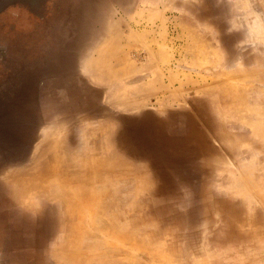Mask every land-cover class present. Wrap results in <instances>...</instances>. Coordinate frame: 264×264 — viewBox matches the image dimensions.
<instances>
[{"label": "rangeland", "instance_id": "374dc122", "mask_svg": "<svg viewBox=\"0 0 264 264\" xmlns=\"http://www.w3.org/2000/svg\"><path fill=\"white\" fill-rule=\"evenodd\" d=\"M0 264H264V0H0Z\"/></svg>", "mask_w": 264, "mask_h": 264}, {"label": "crops", "instance_id": "0c3cea01", "mask_svg": "<svg viewBox=\"0 0 264 264\" xmlns=\"http://www.w3.org/2000/svg\"><path fill=\"white\" fill-rule=\"evenodd\" d=\"M92 158H93V159H91L92 164L100 165L103 163L101 158H98V157H96V159L94 157H92ZM39 171L41 172V169H39ZM55 171H57V168ZM59 173L61 174V172H58V174ZM98 174H102L103 176H109V178L106 177V179L98 180L99 181V182L97 181L98 183L115 181L116 179L126 177V176H118L119 174L116 171H110V172H104V173L98 172ZM63 175H64V173H63ZM63 175L62 176L59 175L58 179L63 180L64 182H68L67 176L66 175L63 176ZM65 187H66V185H65ZM45 189L46 188H44V190ZM74 190H75L74 188L69 187L68 192H64L65 195L67 197H69L68 203H69L70 207H72L70 211L72 213L76 214V219L71 224L72 237L70 238V244H72V245L75 244L78 246V249L82 250L81 248H84L83 247V245H84L83 235H81V238H80L77 236L75 231H77V229H85L86 226L88 225V222L92 221V215L91 214L93 212V206H94L93 200H92L93 197H92V192L90 190V187H86L85 184H82V186L79 189V192H76ZM34 191L41 192L40 184H39V186L35 187ZM88 213H90V214H88ZM79 219H81V221ZM86 220H88V221H86ZM73 235L75 237H73ZM113 242H114V244L117 243V242H115V240L112 241V243ZM78 249H72L68 253V257H70V258H68L69 260L78 258L80 255H84V254H80V253H84V251L80 252V251H78ZM80 257L82 258V256H80Z\"/></svg>", "mask_w": 264, "mask_h": 264}]
</instances>
